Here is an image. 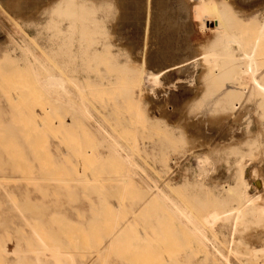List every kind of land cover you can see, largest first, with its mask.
I'll list each match as a JSON object with an SVG mask.
<instances>
[{"label": "rangeland", "instance_id": "1", "mask_svg": "<svg viewBox=\"0 0 264 264\" xmlns=\"http://www.w3.org/2000/svg\"><path fill=\"white\" fill-rule=\"evenodd\" d=\"M55 1L0 0V128L20 126L22 131L16 135L20 146H16V150H30L33 156L28 157L30 163L21 165L19 171L0 169V175L13 177L0 180V209L7 208L8 199L47 208L40 215V223L34 225L36 231H32L33 227L31 230L27 220L22 221L18 233L3 231L0 234L8 249L7 256L13 258L0 264H39L29 259L35 247L26 239L32 232L34 238H43L66 253L67 258L60 259H50L48 253L46 259L49 260L40 264H220L173 211L153 198L148 184L131 175L122 159L102 154L90 119L73 115L71 122L70 110L63 107L57 110L50 94L39 90L33 80L31 66L39 67L38 59L33 56L27 59L21 48V36H26L36 54L56 62L63 73L80 86L93 113L100 119L106 118L130 146L133 144L134 159L148 183L154 184L151 178L161 182L160 177L163 175L165 179L171 169L174 174L169 181L174 187L180 185L184 177L195 180L193 185L178 190V197L201 219L211 210L221 212L237 206L238 195L222 193L220 187L234 184L237 170L232 166L239 156H245L247 168L256 167L264 175V150L260 149L259 156L252 159L248 157L251 148L243 143L244 126L250 121L264 149V116L259 114L254 101L241 110L239 120H236L239 117L231 118L229 111L216 109L211 102L217 96L207 99L203 96L201 67H195L197 72L194 73L190 66V69L171 71L158 84L143 82V74L130 72L143 63L144 71L156 73L197 56L202 50L200 45L206 44L204 38L210 39V33L205 30L202 34L196 21L190 20L193 18L190 4L194 0L191 3L186 0V10H180L181 0H151L154 19L149 27L143 22L147 16L144 0H139L141 11L128 7L130 0H106L114 6L106 17V37L93 34L101 42L92 46L88 40L78 43L79 33H76V42L60 53L55 51L56 44L48 26L49 11ZM159 3L162 4L159 6ZM258 12L263 16L264 3ZM131 21L133 23H128ZM238 28L243 47H249L257 36L255 25L244 21L238 23ZM85 35L93 37L90 31ZM58 43L64 44L63 40ZM104 43L109 45L106 52L102 50ZM93 48L99 50L97 57H93ZM237 52L242 58L241 52ZM256 52L263 68L264 36ZM124 65L127 70L122 68ZM41 72L47 74L45 70ZM62 119H67L66 126L59 124ZM216 131L218 136H215ZM33 135H38V139L29 147L27 140ZM40 153L42 159L36 156ZM0 154L3 162H11L1 146ZM204 156L209 157L208 162L199 164L200 157ZM122 178L128 182L124 184ZM4 192L10 196L6 197ZM58 214L65 215L68 231H58L54 222ZM3 218L0 215V220ZM249 219L251 221L242 226L245 231L238 236L245 242L253 240L252 236L261 229ZM33 221L31 219V223ZM218 229L227 231L228 223ZM227 235V232L220 234V241L224 242ZM15 244L19 249L12 253ZM22 254L27 257L24 261L13 262Z\"/></svg>", "mask_w": 264, "mask_h": 264}, {"label": "bare ground", "instance_id": "2", "mask_svg": "<svg viewBox=\"0 0 264 264\" xmlns=\"http://www.w3.org/2000/svg\"><path fill=\"white\" fill-rule=\"evenodd\" d=\"M140 1L130 0L128 7L130 6L133 11H137L142 7ZM143 2H145L144 7L146 6L145 9L147 11L145 12L147 15L146 19L143 22H146V26H148L153 18L150 11V8L153 7H151V0H144ZM189 2L191 3L192 1L190 0ZM185 3L186 0H181V6H179L180 10H186L184 9L186 8ZM262 3H264V0H194V3L190 4L189 10L193 18L190 19L189 17L191 16L188 18L192 21H196V26L202 31V34L205 30L210 33L209 36V33L206 31L208 38L210 37L208 40H205L206 35H203V37H205L203 42L206 41L204 46L200 40L202 43L200 48H202V50L198 52L197 56L165 67L158 70L156 73L144 71L143 63L139 64L135 69H130V72L140 73L141 76L143 74V82L151 81L154 82L153 84H158L161 82V78L171 71H178L185 67L189 69L192 67V69L195 70V67H201L200 78L205 85L203 96L207 99L210 96L216 95L217 97L211 102L216 109L219 108L224 111H229L231 118H237L239 116L241 117L239 114L246 104L254 101L256 108L260 111L259 114L264 116V67L262 68L260 66L261 63L258 62L256 58V51L260 44V38L264 36V14L260 16L258 12L259 6L262 5ZM161 4L159 3L158 5L160 6ZM113 9V4L106 0L99 1L98 3L91 2L90 0H56L50 8L48 21V26L52 31V36L56 44L55 51L60 53L63 49H67L70 45L72 46L77 40L76 36H74L76 33H79L78 43L88 40L92 46H94V44H99L101 41L95 38L93 34L100 33L104 38L106 37V17H108V14L111 13ZM178 9L176 11H179ZM139 11L141 10L139 9ZM142 12L144 13L143 10ZM152 12L155 13V11ZM238 12L240 14H238ZM245 13H247V15ZM141 17L138 19H141ZM159 18L160 17H158V19ZM122 19L124 20V18ZM170 21L169 18V22ZM244 21L251 22L255 25V32L257 33L256 39L246 48L243 47L241 39L242 33L238 28V23ZM136 22H134L135 25ZM128 23L133 22L131 21ZM171 23L168 24V26L171 25ZM146 26L145 29H147ZM15 30L17 33H20L18 29ZM88 31L92 32L93 37H86L85 33ZM21 39V48L26 52V58L29 59V56H33L39 61V67L31 66L32 77L33 80L38 83L39 90L50 94V97L55 101L57 110L62 107L66 111L70 110L72 115L71 122L74 120L73 115H82L85 119H90L93 122L92 126L98 134V144L101 149H103L102 154L106 155V153H109L120 160L122 159L131 175L138 177L140 181L142 180L144 183L148 184V192L151 193L153 198L161 204L163 203L170 211L175 213L181 223L191 231L197 242L208 251L211 257L220 262V264H246L247 261H252L254 264H264V175L261 174L260 170L256 167L247 168L244 155L239 156V158L235 159L233 162L232 167L237 170L234 177V184H228V186L222 185L220 187L222 193L238 195L237 206L222 210L221 212L211 210L206 215L202 216L201 219L197 218L193 210H191L186 203L181 201L183 199L180 200L178 197V190L193 185L195 180L192 182L184 177L181 184L174 187L169 181L174 174V171L171 169L165 179H162L163 175L160 177L161 182L151 178L154 184L148 183L149 181L145 177L143 169L134 159V153L136 152L134 151L133 153V149L131 148L133 144L130 146L127 139L114 130V126H111L106 118L100 119L97 114L93 113L85 95L81 92L80 86L66 76L56 62L53 60L50 61L49 58L42 54H36L37 52L35 51L33 43L26 36H21ZM60 40H63L64 44L60 45L58 43ZM107 47H109V45L104 43L102 50L106 52ZM92 50L93 57H97L96 52L99 50L97 48H93ZM237 51L241 52L240 56L242 58H239ZM70 53L71 52L68 51L69 57H71ZM242 64L244 65L243 67H241ZM122 68L127 70L125 65L122 66ZM41 69L45 70L47 74L43 75ZM194 72L197 71L195 70L192 73ZM227 83H229V85H227ZM172 85L174 84L172 83ZM240 117L236 120H239ZM228 119L229 121H233L230 120V118ZM66 121L62 119L59 124L61 126H66ZM236 124L237 121L235 125ZM251 127L250 121L244 126L246 137L243 143L251 148L252 151L248 157L250 156L253 159L257 158L261 150L263 151L264 149L261 142L257 140L258 135L253 133L254 129ZM232 130L233 129H231V131ZM238 130L241 132L239 128ZM238 130L235 132L238 133ZM21 131V127L18 125H6L0 128V146L4 148L11 160V162H3L0 154V169L19 171L22 167L21 165L30 163L31 160H28V157L32 156L30 150L26 149V151L22 150L21 152H17L18 150H16V146H20L16 135ZM215 133L217 134L215 136H218L219 133L217 131ZM223 134L219 136L222 135L223 137L225 135ZM240 135L242 136V134ZM37 139L38 135L34 137L30 136L27 140V145L29 147L33 146ZM223 139H225V137ZM263 153L264 151L262 154ZM36 156H38V159H42L41 153L40 156L38 154H36ZM208 160V156L200 157L198 163L203 165L208 162ZM8 171H4L3 173H7ZM1 172L2 170H0V173ZM11 178L13 177L9 174L0 175V180H9ZM14 178H17V176H14ZM31 178L34 179V177ZM122 180H124V184L128 182V179L122 178ZM3 194L6 197L10 196L9 193L5 194L4 192ZM46 210L47 208L43 209V206L28 205L24 201L20 204L19 202L8 199L7 208L0 209V215L4 216V218L0 220V234L3 233V231L18 233V228L21 226L22 221L25 222L27 220L30 221V223L28 222L29 225H27L30 226L32 230L35 224L37 225L40 223V215H42V212H46ZM249 218L261 229L256 231L252 236L253 240H247V242H245L242 237L238 238V236H241V233L245 231L242 226L251 221ZM31 219L34 220L33 223H31ZM54 222L56 223L58 231H68L69 225L64 214H58ZM225 223H228L229 229L227 231L217 230V228L225 226ZM32 231H36L35 228ZM225 232L228 233L226 240L224 242L220 241L219 235ZM33 233L34 232L29 233L26 239L30 241L29 244H32V247H35L29 259L40 264L45 260H49L46 259L48 253L51 256L50 259L67 258L66 253L59 251L48 241L39 237L34 238ZM18 249V244H15L11 252L16 253ZM7 254L8 249L3 243L2 236L0 235V261H12L13 258L11 260V256H7ZM26 258L27 257L22 254L20 259L13 262L24 261Z\"/></svg>", "mask_w": 264, "mask_h": 264}]
</instances>
